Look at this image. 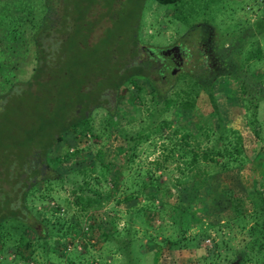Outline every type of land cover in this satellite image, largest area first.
I'll return each instance as SVG.
<instances>
[{
  "label": "rangeland",
  "instance_id": "374dc122",
  "mask_svg": "<svg viewBox=\"0 0 264 264\" xmlns=\"http://www.w3.org/2000/svg\"><path fill=\"white\" fill-rule=\"evenodd\" d=\"M18 1L0 0V14L10 15ZM141 8L134 30L141 44L153 52L164 51L184 38L182 42L189 51L181 67L188 70L189 57L195 51L189 38L201 34L200 28L190 30L192 25L207 26L211 47L221 38L232 39V30L246 26L264 11L257 0H177L168 5L143 0ZM119 32L126 33L123 26ZM260 36L262 40L257 38V45L249 49L252 58H246L248 62L242 66L235 57L224 63L217 59L208 62L215 76L206 91L202 89L192 109L172 106L162 112L171 123L163 126L161 133L171 140L151 135L136 142L129 137L141 129L151 108L152 87L146 79L135 82L142 89V103L133 101L132 92L126 89L112 105V113L102 108L93 110L90 128L94 135L74 137L76 154L55 167L50 186L39 182L27 201L30 213L38 217L37 223L28 218L39 235L26 233L33 237L19 250L25 256L29 252L30 259L17 260L16 250L0 249V264H44L48 258L50 264H264L263 250L251 251L245 247L248 240L241 238L254 222L249 199L254 195L252 189L264 183V33ZM244 52L249 55L248 50ZM22 54L17 78L27 77L31 68V55L23 49ZM9 60L7 54H0V62L9 66ZM188 82L177 86L187 89ZM245 85L258 101L254 109L256 123L251 125L252 104L246 108L240 90ZM172 92L167 90L168 94ZM176 125L201 139L200 150L211 147L220 135L231 137L229 130L234 129L242 139L238 155H245L249 161L211 172L203 185H193V180H184L176 168L182 164L176 152L163 159L162 147L170 149L174 140H180L183 131H176ZM254 129L259 138L253 136ZM68 145L58 144L50 154L70 152L73 148ZM156 162L163 168L156 169ZM149 175L152 179L159 176L156 186L160 189L148 184L139 191L138 184L148 181ZM229 196L236 198L243 218L236 219ZM118 243L120 251L115 248Z\"/></svg>",
  "mask_w": 264,
  "mask_h": 264
},
{
  "label": "trees",
  "instance_id": "16d2710c",
  "mask_svg": "<svg viewBox=\"0 0 264 264\" xmlns=\"http://www.w3.org/2000/svg\"><path fill=\"white\" fill-rule=\"evenodd\" d=\"M142 1L31 0L23 3L19 0L10 15L0 14V54H7L10 59L9 66L4 61L0 62V249L16 250L17 260L30 259L29 252L25 256L19 250L33 237H27L26 233L39 235L34 226L38 217L30 213L28 199L39 182L50 186L55 179V167L76 154L78 148L72 143L74 137L94 135L90 128L93 110L102 108L108 114L112 113L117 99L126 89L132 92L133 101L142 103V89L135 82L146 79L152 87L151 108L147 109V121L141 129L129 137L136 142L151 135L171 140L167 134L161 133L163 126L171 123L162 112L172 106L192 109L202 89L206 91L215 76L208 62L213 59L223 62L235 57L242 66L243 62H248L246 58H252L250 50L264 33V11L246 26L232 30V39L221 38L211 47L208 45L207 26L192 25L190 30L200 28L201 36L195 34L194 39L189 38L198 40L196 44L192 41L191 47L195 51L188 60L189 70L183 69L182 63L177 72H172L168 54H164L162 49L153 52L142 45L135 34ZM153 1L168 5L177 0ZM257 1L264 9L260 0ZM122 26L126 33L131 32L122 35L119 32ZM182 41L184 38L178 44L186 47V59L189 50ZM22 49L31 55V68L27 77L17 78L16 69L20 68L23 60ZM244 50H248L249 55L245 56ZM9 69L11 72H7ZM5 71L6 76L3 75ZM186 80L189 81L187 89L178 88L177 85ZM165 82L167 87H164ZM168 89H173V92L168 94ZM240 90L246 108L252 104L248 121L251 125L256 123L258 101L249 94L246 85ZM158 98L162 100L157 101ZM174 129L183 132L170 149L162 147L165 149L163 159L166 161L176 152L182 162L176 168L184 180L191 178L193 185H203L211 172L228 170L249 161L245 155H238L242 150V139L234 129L229 130L231 137L220 135L211 147H203L202 150L199 149L201 139L194 138L190 131L177 125ZM253 136L260 137L255 129ZM62 143L71 145L73 150L51 155V151ZM160 164L156 162L155 168H163ZM154 177L148 181L141 180L139 191L148 184L159 190L160 187L156 186L159 176ZM252 190L254 195L249 199L254 207L251 215L254 222L244 234L241 233V238L248 240L245 247L251 251L264 252V220L259 225L264 216V183ZM229 200L236 219L243 218L236 198L229 196ZM150 206L153 207L152 203ZM11 231L19 235L14 237ZM118 246L119 243L115 248L120 251ZM74 253L82 256L81 252ZM106 255L109 257V252ZM43 263L50 264L49 258Z\"/></svg>",
  "mask_w": 264,
  "mask_h": 264
},
{
  "label": "flooded vegetation",
  "instance_id": "af4514ba",
  "mask_svg": "<svg viewBox=\"0 0 264 264\" xmlns=\"http://www.w3.org/2000/svg\"><path fill=\"white\" fill-rule=\"evenodd\" d=\"M172 45H175V44H172ZM178 45L180 46V48L178 50L173 51L175 54L174 56H171L172 55L171 53L168 54L169 59L171 61V65H172V68H171L172 71H175V69L177 70L180 67V65H182L184 55H186V47L183 46L182 44L181 45L178 44Z\"/></svg>",
  "mask_w": 264,
  "mask_h": 264
},
{
  "label": "water",
  "instance_id": "95a60500",
  "mask_svg": "<svg viewBox=\"0 0 264 264\" xmlns=\"http://www.w3.org/2000/svg\"><path fill=\"white\" fill-rule=\"evenodd\" d=\"M179 45L177 44H175V45H171L170 47H168L167 49H165L164 51H162L164 54H172V56H174L175 54H174V52L173 51H175V50H178L179 49ZM172 72H174V71H172Z\"/></svg>",
  "mask_w": 264,
  "mask_h": 264
},
{
  "label": "built area",
  "instance_id": "2783aa9c",
  "mask_svg": "<svg viewBox=\"0 0 264 264\" xmlns=\"http://www.w3.org/2000/svg\"><path fill=\"white\" fill-rule=\"evenodd\" d=\"M261 5L264 6V0H260Z\"/></svg>",
  "mask_w": 264,
  "mask_h": 264
},
{
  "label": "crops",
  "instance_id": "0c3cea01",
  "mask_svg": "<svg viewBox=\"0 0 264 264\" xmlns=\"http://www.w3.org/2000/svg\"><path fill=\"white\" fill-rule=\"evenodd\" d=\"M261 40H262V38H261Z\"/></svg>",
  "mask_w": 264,
  "mask_h": 264
}]
</instances>
